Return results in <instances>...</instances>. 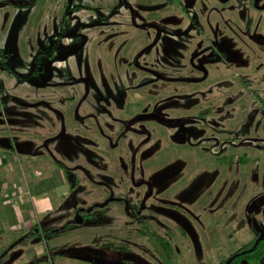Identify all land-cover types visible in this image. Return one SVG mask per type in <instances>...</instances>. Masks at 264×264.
I'll use <instances>...</instances> for the list:
<instances>
[{
    "label": "rangeland",
    "instance_id": "rangeland-1",
    "mask_svg": "<svg viewBox=\"0 0 264 264\" xmlns=\"http://www.w3.org/2000/svg\"><path fill=\"white\" fill-rule=\"evenodd\" d=\"M0 59L1 148L12 151L15 138V239L32 233L21 201L53 203L30 220L57 228L78 207L138 191L151 195L148 209L179 217L187 235L176 243L190 248V264H219L264 230V110L254 96H264V0H0ZM135 108L173 122H134ZM238 140L228 154L246 144L261 161L217 163ZM47 160L71 168L74 189ZM115 203L49 245L123 234L129 216ZM44 245L32 234L4 264L39 258Z\"/></svg>",
    "mask_w": 264,
    "mask_h": 264
},
{
    "label": "flooded vegetation",
    "instance_id": "flooded-vegetation-1",
    "mask_svg": "<svg viewBox=\"0 0 264 264\" xmlns=\"http://www.w3.org/2000/svg\"><path fill=\"white\" fill-rule=\"evenodd\" d=\"M254 96L258 100V96L260 95H258V92H255ZM260 106L264 110L261 104ZM210 112L211 109L201 111V118L207 114H211ZM141 113L143 112L139 111L136 114L142 115ZM137 116L139 115L134 116V118ZM225 133L232 134L233 132L226 130ZM119 135L121 136L122 132ZM231 136L233 139H237V137ZM236 142L240 143L238 140L220 149V152L215 155L217 163L229 166L237 163L249 164L261 161L260 156L252 157L249 155L251 148L246 144L242 155L236 153L228 154L229 150H233L238 146ZM218 157L225 159L219 161ZM65 174L74 189L77 184L73 183V178H70L72 171L69 169L67 172L65 171ZM149 199H151V195L141 191L131 193L130 195L121 192L107 199L103 204H95L89 209L81 207L74 209L73 217L76 216V218L69 220V222L57 228L46 227L40 222L32 224L30 228L31 235L34 234L42 239L45 243V249L41 257L31 261L28 260L24 264H40L46 263V261H49V264H57L59 259L66 258L78 259L90 264H183V262L184 264H190L187 258L190 248L186 247V243L178 246V243H176L178 234L187 235L185 228L177 224L179 217L171 210L165 211L159 204H155L154 207L150 206V209H148L146 202ZM110 203H115L117 206L122 207L123 211L129 216L121 221L122 225L127 229L123 234L120 232L119 236L103 241H96L92 245H62L55 242L53 245H49L50 239L59 236V232L71 230L77 223H84L90 211L99 207H106ZM177 207H179V210L184 209L181 205ZM185 210H183L184 213ZM186 212L190 213L189 211ZM112 226L114 225L112 224ZM31 235L15 240V246L18 243L28 241ZM84 257L91 259V261L84 259ZM231 258L230 264H264V230L254 231L247 241L239 245L227 258L220 260L219 264H226Z\"/></svg>",
    "mask_w": 264,
    "mask_h": 264
},
{
    "label": "crops",
    "instance_id": "crops-1",
    "mask_svg": "<svg viewBox=\"0 0 264 264\" xmlns=\"http://www.w3.org/2000/svg\"><path fill=\"white\" fill-rule=\"evenodd\" d=\"M0 65L3 64L0 63ZM30 66L33 71L31 76H27L28 78L26 79L19 76V80L22 79L20 82H28L30 80V77H32V75H35V69L37 68L38 63H35V65L31 64ZM131 110L133 109L129 108L128 113L131 114ZM134 110V113L141 111L138 108H135ZM122 114H127V112H120V114L118 115ZM12 142V151L9 149L6 152L1 148L2 144L0 143V169H2V171H0V264L5 263V259H7L6 255H8L7 253L10 249L15 250V240H17L15 239V229L19 225V222H16L17 217L15 213V138L12 139ZM50 161L51 160H47V164ZM52 164H54V166H50L49 164L48 166H46L49 172L52 173V171L55 170L56 176L54 175V177L58 180V182L62 184L66 183L65 187L67 188L68 186V188H71L70 182L67 178V175L65 174L64 168L58 165L57 161H54V163ZM67 168L71 170V168ZM54 187L56 188L57 186H53V188ZM57 191L58 193L61 191V195L65 194V191L61 190L59 187L57 188ZM43 202L44 201H37L34 204L32 201L26 200L18 203L21 207L19 209L17 208L16 211H23L24 215L22 217L25 218L23 220L24 228L30 229L31 225L34 224V222H31L32 220H30V215H32V211H34L36 206H41L39 210L44 211L45 209H50L53 205V203L51 204ZM18 217H20V215H18ZM20 264H24V262ZM40 264H49V261Z\"/></svg>",
    "mask_w": 264,
    "mask_h": 264
},
{
    "label": "water",
    "instance_id": "water-1",
    "mask_svg": "<svg viewBox=\"0 0 264 264\" xmlns=\"http://www.w3.org/2000/svg\"><path fill=\"white\" fill-rule=\"evenodd\" d=\"M156 120V121H159V122H167V123H172L173 121L172 120H167L165 118H162L160 115L158 114H155V113H148V114H142V115H139L137 117H135L133 119V121H140V120ZM84 259L88 260V261H91V259H88V258H85ZM232 261V258L229 259L226 264H230Z\"/></svg>",
    "mask_w": 264,
    "mask_h": 264
},
{
    "label": "trees",
    "instance_id": "trees-1",
    "mask_svg": "<svg viewBox=\"0 0 264 264\" xmlns=\"http://www.w3.org/2000/svg\"><path fill=\"white\" fill-rule=\"evenodd\" d=\"M171 1H173V0H171ZM0 63L1 64H3V65H5V63H4V61L2 60V59H0ZM8 67V66H7ZM12 73H14L13 71H11ZM15 74V73H14ZM1 86V85H0ZM258 100H259V102H260V104L262 105V107L264 108V97H262V96H258ZM219 156V155H218ZM231 158V157H230ZM219 161H223L222 159H225V158H217ZM58 165H60L59 163H58ZM61 166V165H60ZM61 167H63V166H61ZM64 168V170L67 172L69 169L68 168H65V167H63ZM37 263V262H36Z\"/></svg>",
    "mask_w": 264,
    "mask_h": 264
}]
</instances>
